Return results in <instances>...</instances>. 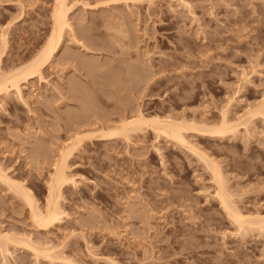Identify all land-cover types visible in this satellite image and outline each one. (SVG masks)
<instances>
[{
  "label": "rangeland",
  "instance_id": "374dc122",
  "mask_svg": "<svg viewBox=\"0 0 264 264\" xmlns=\"http://www.w3.org/2000/svg\"><path fill=\"white\" fill-rule=\"evenodd\" d=\"M67 2L55 55L20 93L0 91V264H264V228H240L214 175L264 218V0ZM55 3L0 0L2 73L44 49ZM140 108L143 129L92 136ZM155 118L187 126L186 141ZM81 132L92 135L69 157L61 218L40 225L12 183L46 211Z\"/></svg>",
  "mask_w": 264,
  "mask_h": 264
},
{
  "label": "bare ground",
  "instance_id": "6f19581e",
  "mask_svg": "<svg viewBox=\"0 0 264 264\" xmlns=\"http://www.w3.org/2000/svg\"><path fill=\"white\" fill-rule=\"evenodd\" d=\"M68 0H56L54 7V30L53 33L44 47V49L38 54V56L27 66H24L20 69H15L11 73H2L0 71V91H7L10 86H14L17 90L21 91L20 81L21 79L27 78L28 75L36 73L40 71V69L55 55L58 51L63 37L64 31H66L67 27H71L72 25L69 22L68 11L69 5ZM4 43L6 44V37L4 36ZM138 116L133 119H129L124 117L122 119V124L119 126H115L109 132L95 134L87 132L78 133L75 137V140L70 143L68 146L63 148L62 152H60V158L58 157V163L56 167V172L53 175V180L50 182V196L48 198V206L46 211H43L38 205L37 201L33 196V192L31 189L24 187L22 184L12 183L17 189L22 192L27 201L29 202L32 211L33 217L36 223L40 225H48L49 223L55 222L61 218L63 210L60 206V198H61V189L62 186L70 180L71 178L68 174V160L73 151L77 148V145L88 136H111L117 133H127L132 130L143 129V127L149 122V120L145 117L143 110L140 108L137 111ZM155 122L158 123L156 129L160 133H164L172 136L173 138L179 140L180 142L186 141V135L184 130L187 129V126L174 122L172 119H160L155 118ZM228 121L225 120L223 128L214 129L211 132H224L226 128L229 127ZM203 131V130H202ZM2 174V173H1ZM5 175V174H3ZM2 175V176H3ZM214 175L216 177L217 183L219 184V188L217 189V195L221 200L225 209H227L230 216L237 222L240 228H246L245 224H256L261 229L264 228V218H260L259 216L249 217L244 214V212L240 211L235 203L231 195V191L227 189L228 187L225 184L224 176L218 169L214 168ZM6 176V175H5ZM10 182V178H4ZM227 187V188H226ZM248 228V225H247ZM246 228V230H247ZM245 230V229H244ZM264 230V229H263ZM10 237H8L9 239ZM4 241V240H3Z\"/></svg>",
  "mask_w": 264,
  "mask_h": 264
}]
</instances>
